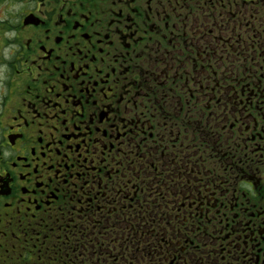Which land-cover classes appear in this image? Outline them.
Instances as JSON below:
<instances>
[{
	"label": "flooded vegetation",
	"instance_id": "obj_1",
	"mask_svg": "<svg viewBox=\"0 0 264 264\" xmlns=\"http://www.w3.org/2000/svg\"><path fill=\"white\" fill-rule=\"evenodd\" d=\"M0 264H264V0H0Z\"/></svg>",
	"mask_w": 264,
	"mask_h": 264
}]
</instances>
